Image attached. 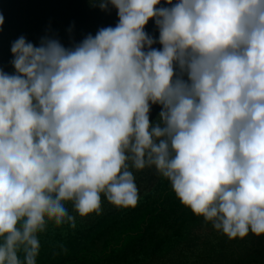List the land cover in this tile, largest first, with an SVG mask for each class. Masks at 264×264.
I'll use <instances>...</instances> for the list:
<instances>
[{
  "label": "clouds",
  "instance_id": "obj_1",
  "mask_svg": "<svg viewBox=\"0 0 264 264\" xmlns=\"http://www.w3.org/2000/svg\"><path fill=\"white\" fill-rule=\"evenodd\" d=\"M165 4L97 0L117 9L115 27L70 47L12 42L14 71L0 69V264H37L49 224L76 227L69 203L80 217L100 214L102 196L135 207L130 168L154 166L229 238L264 235V0Z\"/></svg>",
  "mask_w": 264,
  "mask_h": 264
},
{
  "label": "trees",
  "instance_id": "obj_2",
  "mask_svg": "<svg viewBox=\"0 0 264 264\" xmlns=\"http://www.w3.org/2000/svg\"><path fill=\"white\" fill-rule=\"evenodd\" d=\"M94 2L97 0H0V14L4 16V24L0 26V69L14 71L11 45L20 36L36 46L45 35L55 36L70 47L88 34L94 36L100 28L115 27L119 19L117 9L110 5V10L104 11L93 6ZM145 31L158 40L159 30L153 20ZM153 47L161 45L156 43ZM154 119L150 115V120ZM143 171L145 177L154 174L157 190L165 184V178L154 166ZM106 202L102 196L101 213L86 217L75 213L69 203L67 207L76 217V227L49 224L47 231L39 234L37 264H181L183 247L192 240V228L200 217L191 218L188 209L171 231L147 236L151 219L146 214L121 219V210L116 211Z\"/></svg>",
  "mask_w": 264,
  "mask_h": 264
},
{
  "label": "rangeland",
  "instance_id": "obj_3",
  "mask_svg": "<svg viewBox=\"0 0 264 264\" xmlns=\"http://www.w3.org/2000/svg\"><path fill=\"white\" fill-rule=\"evenodd\" d=\"M161 4L167 6L165 0H161ZM160 111V105H152L150 115H154V121ZM143 170H133L139 190V200L135 207L119 208L109 202L106 205L114 207L116 211L121 210V219L146 214L148 220L151 219L146 235L157 236L171 231L189 208L176 197L166 178L165 184L157 190L158 181L154 174L151 172L145 177ZM194 215L192 212L191 218ZM191 234L192 240L187 245L189 247H183L181 264H264V235L256 236L250 232L245 238H229L215 230L210 222H205L203 217L192 228Z\"/></svg>",
  "mask_w": 264,
  "mask_h": 264
}]
</instances>
